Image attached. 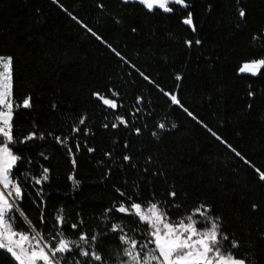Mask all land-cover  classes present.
Instances as JSON below:
<instances>
[{
	"label": "trees",
	"instance_id": "obj_1",
	"mask_svg": "<svg viewBox=\"0 0 264 264\" xmlns=\"http://www.w3.org/2000/svg\"><path fill=\"white\" fill-rule=\"evenodd\" d=\"M186 3L166 13L137 0H0L13 132L24 141L14 146L23 158L20 207L47 235L61 208L127 206L131 196L144 206L162 202L179 220L203 204L230 239L251 243L246 264H264V181L256 171L264 172V69L239 71L264 59V0ZM188 13L192 26L183 23ZM44 168L49 180L37 185L32 178ZM137 221L127 216L141 238L146 225ZM0 264L15 262L0 250Z\"/></svg>",
	"mask_w": 264,
	"mask_h": 264
},
{
	"label": "snow or ice",
	"instance_id": "obj_2",
	"mask_svg": "<svg viewBox=\"0 0 264 264\" xmlns=\"http://www.w3.org/2000/svg\"><path fill=\"white\" fill-rule=\"evenodd\" d=\"M139 2L149 10L159 8L166 13L173 12V6L188 7L186 0H139ZM239 14L241 18L245 16L242 9ZM183 23L193 25L191 13H188ZM193 31H195L194 26ZM186 43L192 44L191 41ZM195 43L199 44L200 41L197 40ZM12 64V57L0 56V67L3 68V71H0V250L10 254L15 264H69L70 259L74 264H109L100 251L101 237H106L107 233L89 235L81 232L77 240L68 239L63 231V227L68 222L61 208L55 217V233L45 235L32 225L20 207L25 192L16 171L18 162L23 158L14 151V146L24 141H18L13 132ZM261 69H264V59L245 62L239 71L255 76L261 72ZM177 79L180 77L178 76ZM94 95L99 96V93ZM100 98L104 105L113 109L117 107L114 100ZM171 101L179 104L175 95H171ZM22 107L25 109L32 107L30 97L23 100ZM118 119L121 124L127 126V122L122 117ZM80 123H85L83 118ZM112 127L115 128L117 125L113 124ZM159 127L164 128L165 125L161 123ZM136 132L139 133L140 129H136ZM36 138L37 134L33 132L25 138V141ZM236 155L241 154L236 152ZM124 160L128 161L130 157L125 156ZM73 164L75 165V160ZM256 171L259 173V179L264 181V172L258 169ZM32 179L37 185L48 181L49 169L44 168L40 177ZM70 179L74 180L75 186L79 185L78 180L73 177ZM117 191L120 192L119 189ZM120 195L125 197L126 193L120 192ZM169 195L175 197L177 194L171 191ZM126 199L131 203L127 206L123 202L118 206L114 204L112 208L105 209L104 218L111 219L107 214L115 211L126 216L138 217L137 223L146 225V228L142 237L137 238L136 233L131 229L125 231L123 223L110 224L107 231L115 233L113 239L118 238L121 245L113 264H246V260L238 258L234 251L239 248V242L234 238L230 239L222 230L220 217H213L209 206L199 205L191 214L179 220H172L168 216L166 205L162 202H149L147 206H142L141 203L133 201L131 196H126ZM174 206L180 207L178 204ZM17 214L27 223V230L18 229ZM45 220L46 217L42 212L41 223ZM77 227V224H71L72 229ZM76 256L83 259H75Z\"/></svg>",
	"mask_w": 264,
	"mask_h": 264
},
{
	"label": "rangeland",
	"instance_id": "obj_3",
	"mask_svg": "<svg viewBox=\"0 0 264 264\" xmlns=\"http://www.w3.org/2000/svg\"><path fill=\"white\" fill-rule=\"evenodd\" d=\"M4 57H10L6 55H0ZM254 61V60H252ZM251 62V61H250ZM0 71H3V68L0 67ZM12 103L13 99L11 97ZM14 105V104H13ZM14 113V108H13ZM144 206V205H142ZM147 206V205H146ZM63 214L67 219V225L63 227L64 235L70 239V240H77L79 237V234L81 232H85L89 235L93 233L97 234H104L107 233L106 237L102 238V247L100 249L102 255L109 261V264H113V262L116 260V253L118 249L121 247L118 238L113 239L114 236H116L115 233H110L107 231L108 227L111 223H123L125 226V231H128L129 225L127 222V216L125 214H121L118 212H111L107 215L111 219H105V209H90V210H78V209H72V208H62ZM60 210V209H58ZM58 210L54 212L53 215V228H55V217L58 213ZM77 224L78 227L75 229L71 228V224ZM198 227H202V225H198ZM239 242V248L234 250L238 258H244L245 260H248L249 257L252 255V249H251V243L249 242Z\"/></svg>",
	"mask_w": 264,
	"mask_h": 264
},
{
	"label": "water",
	"instance_id": "obj_4",
	"mask_svg": "<svg viewBox=\"0 0 264 264\" xmlns=\"http://www.w3.org/2000/svg\"><path fill=\"white\" fill-rule=\"evenodd\" d=\"M130 1H136V0H130ZM137 1H139V0H137Z\"/></svg>",
	"mask_w": 264,
	"mask_h": 264
}]
</instances>
